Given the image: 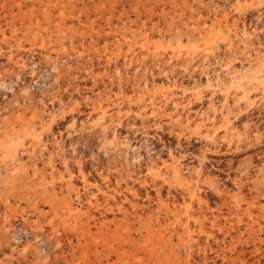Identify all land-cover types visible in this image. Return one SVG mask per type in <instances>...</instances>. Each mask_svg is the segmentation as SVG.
Instances as JSON below:
<instances>
[{
  "label": "rangeland",
  "instance_id": "obj_1",
  "mask_svg": "<svg viewBox=\"0 0 264 264\" xmlns=\"http://www.w3.org/2000/svg\"><path fill=\"white\" fill-rule=\"evenodd\" d=\"M0 264H264V0H0Z\"/></svg>",
  "mask_w": 264,
  "mask_h": 264
}]
</instances>
